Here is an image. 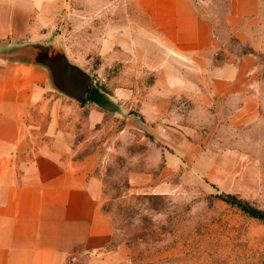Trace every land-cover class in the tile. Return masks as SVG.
Instances as JSON below:
<instances>
[{"label": "rangeland", "instance_id": "rangeland-1", "mask_svg": "<svg viewBox=\"0 0 264 264\" xmlns=\"http://www.w3.org/2000/svg\"><path fill=\"white\" fill-rule=\"evenodd\" d=\"M28 1V45L63 55L103 94L100 105L83 102L99 119L86 109L67 121L73 156L99 180V208L112 226L100 261L264 264V0L234 26L227 2L206 7L220 43L214 60L257 61V98L240 117L241 99L227 97L179 98L170 115L153 114L159 93L191 91L185 82L199 67L159 44L136 0Z\"/></svg>", "mask_w": 264, "mask_h": 264}, {"label": "crops", "instance_id": "crops-1", "mask_svg": "<svg viewBox=\"0 0 264 264\" xmlns=\"http://www.w3.org/2000/svg\"><path fill=\"white\" fill-rule=\"evenodd\" d=\"M223 1L232 26L255 15L257 0ZM28 2L0 0V264H103L112 226L99 208V180L73 156L74 124L67 123L70 111L89 109L94 122L102 114L51 88L47 68L35 61L37 45H28ZM209 2L136 0L159 44L199 67L197 80L185 82L191 91L159 93L152 106L158 117L170 115L179 98L203 105L241 99L236 117L253 109L257 61L250 54L214 60L220 43Z\"/></svg>", "mask_w": 264, "mask_h": 264}, {"label": "water", "instance_id": "water-1", "mask_svg": "<svg viewBox=\"0 0 264 264\" xmlns=\"http://www.w3.org/2000/svg\"><path fill=\"white\" fill-rule=\"evenodd\" d=\"M38 51L35 61L45 66L50 74L52 84L63 95L75 99L79 103L88 100L96 105L103 102V94L91 87V78L79 67L72 65L60 54H56L48 47L33 46Z\"/></svg>", "mask_w": 264, "mask_h": 264}]
</instances>
